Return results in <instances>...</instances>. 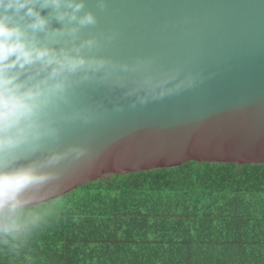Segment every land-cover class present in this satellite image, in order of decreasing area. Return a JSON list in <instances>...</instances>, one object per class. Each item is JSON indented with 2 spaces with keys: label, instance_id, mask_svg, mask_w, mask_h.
<instances>
[{
  "label": "water",
  "instance_id": "95a60500",
  "mask_svg": "<svg viewBox=\"0 0 264 264\" xmlns=\"http://www.w3.org/2000/svg\"><path fill=\"white\" fill-rule=\"evenodd\" d=\"M94 55L115 69L73 86L52 179L35 206L111 176L189 163L264 165V0H85ZM54 27L59 25L54 24Z\"/></svg>",
  "mask_w": 264,
  "mask_h": 264
},
{
  "label": "trees",
  "instance_id": "16d2710c",
  "mask_svg": "<svg viewBox=\"0 0 264 264\" xmlns=\"http://www.w3.org/2000/svg\"><path fill=\"white\" fill-rule=\"evenodd\" d=\"M42 204L48 222L17 252L0 244V264H264V165L111 176Z\"/></svg>",
  "mask_w": 264,
  "mask_h": 264
},
{
  "label": "clouds",
  "instance_id": "9594fccd",
  "mask_svg": "<svg viewBox=\"0 0 264 264\" xmlns=\"http://www.w3.org/2000/svg\"><path fill=\"white\" fill-rule=\"evenodd\" d=\"M95 24L85 0H0V244L13 252L51 215L24 193L48 183L61 158H33L55 136V114L74 85L116 67L93 54L96 37L81 38Z\"/></svg>",
  "mask_w": 264,
  "mask_h": 264
},
{
  "label": "crops",
  "instance_id": "0c3cea01",
  "mask_svg": "<svg viewBox=\"0 0 264 264\" xmlns=\"http://www.w3.org/2000/svg\"><path fill=\"white\" fill-rule=\"evenodd\" d=\"M220 259H226L227 261L229 260L228 258V254H216ZM225 256V257H224ZM106 259L102 260L104 261L103 264H127V261H125L124 259L118 257V259H115V258H110V259H107V261H105ZM92 262V260H88V262ZM97 261V260H96ZM226 261V263H228Z\"/></svg>",
  "mask_w": 264,
  "mask_h": 264
}]
</instances>
